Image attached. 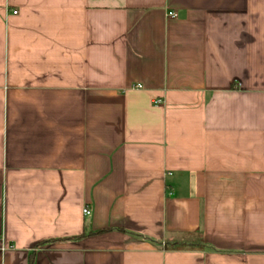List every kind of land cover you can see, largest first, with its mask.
Masks as SVG:
<instances>
[{
  "label": "crops",
  "instance_id": "obj_1",
  "mask_svg": "<svg viewBox=\"0 0 264 264\" xmlns=\"http://www.w3.org/2000/svg\"><path fill=\"white\" fill-rule=\"evenodd\" d=\"M0 264H264V0H0Z\"/></svg>",
  "mask_w": 264,
  "mask_h": 264
},
{
  "label": "trees",
  "instance_id": "obj_2",
  "mask_svg": "<svg viewBox=\"0 0 264 264\" xmlns=\"http://www.w3.org/2000/svg\"><path fill=\"white\" fill-rule=\"evenodd\" d=\"M165 246L171 249H195L199 247H204L205 244L201 240L197 242H166Z\"/></svg>",
  "mask_w": 264,
  "mask_h": 264
},
{
  "label": "built area",
  "instance_id": "obj_3",
  "mask_svg": "<svg viewBox=\"0 0 264 264\" xmlns=\"http://www.w3.org/2000/svg\"><path fill=\"white\" fill-rule=\"evenodd\" d=\"M17 12H18V11H16V10L13 11V13H17ZM168 16H170V17H176V13L173 12V11H170V12H168ZM140 86H141V85H138V87H140ZM157 102H160V100H157ZM83 212H84L85 215H89V214L91 213V210H90V208H89L88 205H86V206L84 207Z\"/></svg>",
  "mask_w": 264,
  "mask_h": 264
}]
</instances>
